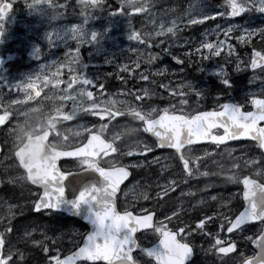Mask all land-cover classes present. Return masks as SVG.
Instances as JSON below:
<instances>
[{
	"label": "snow or ice",
	"instance_id": "6c2138e0",
	"mask_svg": "<svg viewBox=\"0 0 264 264\" xmlns=\"http://www.w3.org/2000/svg\"><path fill=\"white\" fill-rule=\"evenodd\" d=\"M102 0H91V6H98ZM13 0H0V21H3L6 13L9 12ZM122 6L135 9L137 12H142L148 0H144V4H137L136 0H120ZM228 4V10L226 15L228 17L239 15L245 11H251L255 9L258 12L264 13V0H226ZM25 4L29 11L40 10L38 5H47L49 0H25ZM55 7V5H52ZM119 12L120 9H116ZM219 15V14H213ZM208 15H198L188 18L184 21V25H193L202 23L204 20H208ZM82 25L72 24L68 28H64L59 31H47L40 39L46 40L48 47L53 46V40L63 42L68 39H75L77 48L69 49L64 53L65 61L56 62V67L53 69V62L49 61L48 64H40L39 70L21 76L19 80H15L14 83L6 81L2 74H0V80H4L3 87L9 90H19L23 93L21 100H11L5 103L0 108V125L9 120L10 114L13 112L12 105L19 106L24 101H32L40 95V91L37 89V85L43 82V85L47 87L52 84L54 87L59 84L60 81V69L67 66L68 72L71 73L68 81H65V88L61 91L64 96L62 101L72 99L76 104L74 108H70L68 111H62L63 103L59 107L53 108L51 111L53 115L44 114L37 121L35 127L32 126L31 113L38 111L37 108L28 109L24 115L23 121H17L14 128H8L9 134L13 137L12 150H14L15 161L18 162L19 168L23 169L19 177V181L27 180L32 185H39L42 192H39V199L33 201L35 209H57L64 206L65 209L71 212H79L92 226V230L84 236V243L77 248L76 252L71 256L59 259L58 255H52L48 257L47 264H73V261L77 257L83 258L82 264L85 262H94L103 260L106 264H141V261L133 255V249L139 248L136 240L133 238L137 228H146L150 226L153 213L141 208L140 213L133 215L132 212L123 211L117 212L112 207L113 197L115 195L118 184L125 177H128L129 165L116 166L113 164L110 168L100 167L99 164L93 163L89 165L100 176L99 184H91L81 187L78 194L72 199L64 198V185L60 181L64 180V177L68 175L67 172H60L57 168V159L64 156L79 157L82 162L87 163V160L96 157L100 158L102 153L107 156L110 152L116 153L119 156L133 155V152L137 151V148L142 150L141 154L147 153L151 155L154 149L169 148L174 150L173 155L178 157L182 168V180L187 181L194 176H208V172H200L197 167L198 157H194L191 153L195 150L197 141H210L212 144L219 145L224 141L231 140L236 137H248L258 142V147L264 150V127L257 126V120L264 121V99L250 98V103L253 105L254 111H240V105L223 103L218 105L219 111H195L194 113L188 112L187 114H175L176 110L172 106H167L163 109L156 107L148 108L146 111L143 107L144 102L150 100L151 97L156 95L155 89L158 87L161 89V96L164 92L169 93L170 96H180L179 103L185 105L188 103L185 98V92L180 89H186L187 93L194 94L196 97V103L199 102L202 96V91L193 86L189 81L182 83L172 84L168 78L171 74L168 73L167 68L160 67L159 69H151L153 77H164L159 82L155 78L149 77L147 74L149 69H140V66L133 62V67L138 69L137 73H132L131 69L126 68L123 63L118 65L119 68L124 69L129 75H134L136 81H144L145 87L137 89H128L127 95L134 98L132 102L120 101V107H116V104L111 99L97 103L93 101V92L88 91L80 85L89 86L96 85L98 89H104V84L97 77L94 81L89 78L84 71L80 70L86 65L79 63V53L77 49L81 44H97L98 35L97 32L92 31L90 36L81 31ZM176 25L173 23L167 28L157 29V34H163L164 32L172 33L176 36L174 29ZM218 29V31H217ZM214 33L216 36L223 34V39L207 41L202 39L201 42L195 48H190L188 52L184 53V56L188 57V62H192V58L189 53L200 55L202 49H208L207 53L203 54V58L207 59L209 56H216L221 53L223 48L229 55H235V49L232 44L228 43L229 34L233 31V26L229 24L226 28H221L219 25L214 27ZM4 32L3 24H0V33ZM242 34L236 36V40L240 43H248L253 37H258L264 40V26H260L255 29H241ZM77 37H80L77 39ZM130 40H140V35L136 31H132L129 35ZM185 43H188L186 40ZM157 47L161 48L162 53L171 56V59L176 61L177 64L183 61L176 55H172L170 47H162L158 42ZM99 51V49H97ZM130 51H137L136 49H130ZM40 48L37 50L33 48L32 55L38 56ZM157 54L149 52L147 63L152 64V61L156 59ZM257 61H264V52L252 50L251 61L246 64L245 67L257 68ZM111 62V58L104 60L105 64ZM236 67L234 70H239L241 61L239 59L235 62ZM260 64H264L261 62ZM49 68L51 71L45 73V69ZM177 70L174 69V74ZM182 71V69H179ZM216 74L220 78V82L225 86H230V81L227 78V74L224 70V65L221 64L215 70ZM111 75V73H108ZM117 79H123V77L117 76ZM71 81V83H69ZM98 82V83H97ZM72 84H76L77 88L73 90L71 96L68 95V90L72 88ZM151 87H148V85ZM264 84V81H262ZM79 92L80 102H76L75 93ZM138 102V103H137ZM78 112L90 113L95 117H99L102 121L104 117H108L111 121L114 117L127 114L133 120L140 122L145 133L151 134L155 139L151 143L149 142H137V148L129 150L127 153L121 152L119 147L114 145L113 140L101 139V136L97 134L98 131L107 127L106 124L101 123L99 126L92 124L90 127H84L80 125L81 132L87 133V140L80 144V146H74L71 150H63V147L58 149L53 144L56 137L63 136V132L57 127V124L62 119L67 121L72 119ZM58 114V118L56 116ZM226 117V119H225ZM43 121L42 123L40 121ZM213 129H222V134H214ZM128 131H135V129L129 128ZM43 143L38 153H33L28 150L29 144L35 136H39L43 133ZM50 134L52 138L49 139ZM79 135V133H77ZM93 137H99L103 141V147L100 149H93V155H88V145L90 139ZM113 139L119 140L117 135ZM67 140V138H65ZM61 143H64L62 141ZM79 143V142H78ZM231 151V149H229ZM208 156L206 151L203 153ZM261 157L264 158V152L261 153ZM37 160L39 163H37ZM150 163H159V157L152 156ZM247 164H253L252 159L246 161ZM163 167V166H162ZM235 168V164L232 165ZM195 170V171H194ZM230 181H235L237 177L230 175L227 177ZM15 182L13 178L9 179V183ZM244 185V210L239 212L235 216V219H229L228 216L223 213L213 212L214 216H217L221 222L227 221V232H232L233 229H239L241 225L246 221H259L261 226H264V184H257L254 180H250L248 176L243 177ZM176 181L168 179L164 184L156 185L158 191L155 192V197L165 196L167 192L176 187ZM209 186V185H206ZM53 193L55 195H53ZM155 197L145 194V199H154ZM210 199L216 200V196H211ZM199 203V201H197ZM225 206L227 201H224ZM220 207V205H217ZM225 211H228L225 207ZM181 212V209L177 208L172 212V217H177V213ZM166 217L165 219H170ZM3 219V217H0ZM178 219V217H177ZM211 222V217L202 216L195 221V227H190L189 224L180 222V226L175 230H168L163 226H157L155 231L159 234L158 244H154L150 248H140V252L149 258H153L157 264H185V262L191 257L193 246H190L188 242H184L183 237H187L191 232L200 231L204 235L211 238L212 243L208 248L204 249L205 252L216 254V260L221 261V264H226V260H221V257H226L228 253L233 252L235 247L234 242H231L229 238L225 237L223 240L219 238V232L212 234L205 231V223ZM11 231L10 228L5 227L0 231V264H26L25 253L21 252L15 247V244L8 243V252H3V247L6 244L5 234ZM178 234H181V238L177 239ZM21 241H28L33 245H38L41 242L31 239V234L24 232L20 237ZM259 249L255 257H248L242 259L238 264H264V231L260 232V235L253 241ZM48 248H44V252L47 253ZM215 264V262H214Z\"/></svg>",
	"mask_w": 264,
	"mask_h": 264
},
{
	"label": "rangeland",
	"instance_id": "374dc122",
	"mask_svg": "<svg viewBox=\"0 0 264 264\" xmlns=\"http://www.w3.org/2000/svg\"><path fill=\"white\" fill-rule=\"evenodd\" d=\"M141 0H136V3L139 4ZM28 2H31V0H28ZM50 0L49 4L47 5H38L37 7L40 9L38 11H29L27 7V13L29 14V18H32L33 20L31 21L32 23H29L28 20H25V23L22 22L23 18L26 19L28 17H23L20 18L17 16L16 13L14 12H8L5 15V18L3 21H0V24H3L4 26V32L0 33V43L2 40L4 42H11V41H17V46L19 47L21 42L24 41L26 45H29L31 47L32 44L34 43H39L42 44L45 43L47 45L46 40L40 39V37L47 31H59L64 28L70 27L72 24L66 23L65 18H62L65 16V13L63 11L60 14V17L56 16L58 14H55L50 17V20L46 18V11L50 9ZM25 16H26V12ZM129 18H128V26L126 28V34L128 37V40L126 42L124 41H118L116 39L110 40L108 43L105 44H100L99 42L95 45H93L91 51L88 52V55L90 57L95 58V57H101L103 58L102 60L98 61H93L92 59L86 64L85 69L83 70L85 74L93 79L94 81L96 80L97 77L100 78V81H102L104 84H106L104 89H98L96 85H89V86H84L80 85V87L86 88L88 91L93 92V101L100 103L106 100L111 99L112 101L115 102L116 107H120V101H126V102H132L134 98H131L127 95V91L130 88H115L114 90H108L107 88V83L110 80V76L114 75V78H117V76L122 77L120 74L115 75L113 74L112 69H117L118 72H121V68L118 67L120 63H123L127 61L126 68L131 69L132 73H137L138 69L133 67V62L138 64L140 66V69H143V64L144 60H138V56L140 53H145L144 48V43L139 42L138 40H130L129 35L132 31H138L136 28V24L134 21L132 22V18H135V15H137V11L135 9L129 8ZM54 14V13H50ZM17 27L20 29V32H17ZM83 32L84 27H82ZM82 32V33H83ZM91 34V33H90ZM89 34V36H90ZM78 38V37H77ZM80 38V37H79ZM75 39H68L63 42L53 40L55 48L59 46H66L69 43L73 42ZM233 37L229 34L228 37V43L229 41H232ZM76 41V40H75ZM74 44V42L72 43ZM199 42H191V43H179V44H173L175 47H186L188 50L190 48H195L197 47ZM232 44L233 48L235 49V55L232 59L231 62H229L227 65H224V70L227 74V78L230 80L237 79L235 77H231L230 75L233 76L234 73L236 74H245L247 78V84L249 87H246L245 90L243 91V95L245 96H251L252 94H259V93H264V84H262V81H264V65L256 68L255 71H253V68L245 67L246 64L250 63L251 61V53L252 49L247 50L245 44L242 45L241 48H237L236 43H230ZM83 45V44H81ZM162 45V44H161ZM48 46V45H47ZM150 49L154 46L152 44H148ZM143 47V48H142ZM54 48V47H52ZM77 47H75L76 49ZM50 49V48H48ZM46 49V50H48ZM99 49V51H97ZM130 49H136L137 51L133 52L130 51ZM261 49V52H264V47L258 48ZM207 51H209L207 49ZM224 51V49H221V52ZM45 52V51H44ZM43 52V54H44ZM154 53L153 51H151ZM149 53V52H148ZM207 53V52H205ZM224 53H227L224 51ZM41 54V56H43ZM135 55L134 58H132V55ZM156 59L160 58V55L156 53ZM190 54V53H189ZM204 54V53H203ZM203 54H200V56H203ZM48 55V54H47ZM46 55V56H47ZM128 55V58H127ZM111 58V62L108 64L104 63V60L106 58ZM145 57V54H144ZM134 59V60H132ZM239 59L241 61L239 70H234L236 67V60ZM55 60L54 57H49L46 59H43L42 61L34 64L29 70L23 72V73H18L16 75H3L4 79L6 81L14 83L15 80H19L24 75H27L29 73L35 72L39 70V65L40 64H48L44 62H53ZM129 60V61H128ZM147 63V62H146ZM152 64L153 61H152ZM148 65L149 68H152L153 65ZM209 65H200L198 63L191 62L189 63V67L186 69H182V71H179L181 68H175L172 66L171 70H169V66H165L167 68V71L169 74H171L168 78L172 82L173 85L176 83H182L184 81H189L193 84V86L197 89L203 90L207 88V79L213 75L217 80L220 81L219 76L216 74L215 70L221 65L222 63H216V58L215 56H209L207 58V63ZM163 67V66H161ZM192 68V70H191ZM49 68L45 69V73H49ZM156 69H159L156 66ZM176 69L177 71L173 73V70ZM190 70V72L187 74V72ZM253 71V72H251ZM104 72L105 75H102ZM251 72V74H250ZM108 73H111V75H108ZM198 75L196 77V74ZM151 78L152 72L147 73ZM128 78H133L135 79L134 75H129L125 78L124 80H127ZM69 76L66 75H60V81L57 86H53L52 84H49L47 87L43 85V82L39 83L37 85V89L40 91V95L37 96L34 100L32 101H24L21 103L19 106L15 105L14 109L17 110V114L14 115L13 113L10 114L9 120L5 121L3 125H5L4 128V135H5V141H7V145L9 143L13 142V137L9 134L8 128H14L16 126V122L23 121L25 119L24 115L22 113H25L28 109L31 108H37L39 107V104L37 103V100H39L42 96H49V97H54L56 99L58 106H60L61 103H63V109L62 111H68L70 108H74L76 104L73 102L72 99H68L66 101H62L61 98L64 96V93L61 91L62 89L65 88V81H68ZM123 79H118L119 81ZM161 79H164L162 76ZM123 80V81H124ZM3 82L4 80H0V108L3 107L5 103H8L6 101L5 97L6 95H9L11 100H21L23 93H20L19 90H9L6 87H3ZM159 82V81H158ZM71 83V81H69ZM98 83V82H97ZM222 84V83H221ZM234 84H236L234 82ZM232 85L230 81V86ZM113 86V85H111ZM226 86V87H230ZM77 88L76 84H72V88L68 90V95L71 96L73 93V90ZM180 91L185 92V98L189 95L192 97H195L194 94L187 93L186 89H180ZM76 97V102H80V94L77 91L75 93ZM178 99H180L179 95H176ZM180 101V100H179ZM188 103L187 105H190L189 100L187 99ZM138 103V102H137ZM186 105V104H185ZM185 105H181L178 103V107H185ZM199 104L195 102V100L192 102V108L198 107ZM55 107V108H57ZM145 111L148 108L151 107H156L158 109V105H151L147 104V102H144L143 105ZM35 113H31V118L34 116ZM46 114V113H45ZM90 115V113H88ZM53 115V114H52ZM58 118V114H56ZM12 117L14 119H12ZM87 113L86 112H78L72 119L63 121L62 119L60 120V124L62 125L59 129L63 132V136L61 137H56L53 141L54 144L58 145H63L67 146L69 144H73L74 141L78 138H80L85 132H81L80 130V125H83L84 127H90L92 124H95L99 126V123H93V121L87 119ZM38 120L40 118H37ZM83 119V120H79ZM85 119V120H84ZM75 120H79L77 123H74ZM42 123V120L40 121ZM107 127L104 128V131L109 133L112 138L115 136H119V140L113 139V142L115 141L116 143L122 142L124 143L123 148L120 150L121 152L127 153L129 150L133 148H137V142H149L151 141L146 137V133L143 131L142 127H140V122L137 120H133L130 116L127 114H123L120 116L114 117L110 122L105 123ZM135 129V131H128V129ZM79 133V135H77ZM54 135V134H53ZM67 138V140H65ZM64 141V143H61ZM114 142V143H115ZM237 150H242L243 152L241 153H236ZM237 150H231L229 151L230 153L224 152L221 156H219L218 160H221V165L218 163V160H214L213 162H210L209 165H214L212 167L208 166V162L206 161L208 156H205L203 153L206 151L209 153V155L216 154L218 155V151H210L209 149H202V150H194L191 155L194 157H198L197 159V167H200L201 172H208V176H200L203 179V186L201 187V183H198L197 188L198 190L195 191L197 193H200L197 195L191 202L189 201H178L175 197L167 198L168 200L163 201V205L166 206L168 204H172L171 206H168L167 208L163 209L161 216L159 218L160 222H164L166 217H171L170 220L174 219L175 217H172L171 214L172 212L176 211L177 208L181 209V212L177 213L178 215H182L184 217V224H189L190 227H195V221L199 218H202V216H209L211 217V222L205 223V231L216 234L219 232V238L223 240L225 237L221 235V233L224 232V227H226L227 221L221 222L217 216L214 215H197L195 212L197 211H202L204 208H211L212 212H217V213H223L224 215L228 216L229 219L232 218V216L238 211L239 209V199L237 198V195L239 194V189L237 186V182L234 181L235 185L233 186V181H230L227 179L228 176L230 175H235L238 176L237 173L240 175L243 174L245 171H251L252 173H255L256 175H262L264 177V164L262 163L264 160L260 155H253L248 149L246 148H239ZM140 149L137 148V151L133 152V155L128 156H119L116 153H109L108 157L115 156V158H118L120 161L125 162L126 165L129 166H136L137 168L144 167H156L158 170V178L150 181L147 186H145L142 183H139L138 181H133L130 184V187L126 189L125 193L122 196V202L120 203V206L122 209H127V208H132L136 204L133 202L134 200H139L142 203H147L146 206H141V208L146 209L148 208L149 205L157 203V199L164 198L168 196L169 194H172L175 191V187L167 192L165 196H160V197H155V192L158 191V188L156 185L164 184L166 180L165 178V170L169 169L170 166L168 164V161H172V157L168 154L164 153H155V149L151 153V155L144 153L141 154ZM152 156L159 157V163H150ZM114 158V157H113ZM146 158H149L148 162H145ZM108 159V158H107ZM248 159H252L254 161L253 164H247L246 161ZM204 160V161H202ZM14 155L13 152H11L10 149H8L4 154L0 156V182H3L4 185L7 186H12L8 189H14L12 195H17L18 199H16L18 203H22V207L26 208L27 207V202L31 203L32 200L30 198H27V201L23 200V183L24 181H19V177L22 173V171L19 170L18 168V163H14ZM218 163V164H217ZM235 164V168L232 167V165ZM220 165V167H219ZM163 166V167H162ZM203 168H207L208 171L204 170ZM232 170H235L234 172ZM13 178L15 182L9 183V179ZM174 181H176L174 178H169ZM177 183V181H176ZM185 185V184H183ZM209 185V186H206ZM233 187V189H232ZM155 188V190H153ZM145 194H148L150 196L155 197L154 199H145L144 196ZM216 196V200L210 199L211 196ZM11 198V197H10ZM15 200V197H12ZM175 198V199H173ZM25 201V202H24ZM149 201V202H148ZM199 201V203H197ZM224 201H227V205L225 206ZM24 202V203H23ZM141 203V204H142ZM217 205H220V207H217ZM225 207H227L228 211H225ZM11 208V204H3L0 207V217H3V219H0L1 224H5L6 221H4L6 218L10 217L12 212L9 209ZM16 208V205L12 208L14 210ZM213 218H216L212 220ZM176 221V220H174ZM167 223V222H166ZM262 226L260 223L252 225V227H246L242 229L241 231L237 232L236 234L232 235L233 239L238 241L239 243V251L237 254L230 256L228 258H224L221 260H226V264H238V259L240 257L244 258L245 256L248 255V253L251 250L250 243L254 236L261 231ZM31 229H23V231H30ZM227 236V235H225ZM202 237H205L208 242H204L202 240ZM186 239H191L192 241L196 242L199 244L200 247H209V245L212 243V240L209 236L204 235L200 231L196 232H191ZM231 241V240H230ZM39 246V245H38ZM205 254H213L205 252ZM206 255V256H207ZM222 258V257H221ZM214 260H216V255L214 256ZM221 262V261H220Z\"/></svg>",
	"mask_w": 264,
	"mask_h": 264
},
{
	"label": "flooded vegetation",
	"instance_id": "af4514ba",
	"mask_svg": "<svg viewBox=\"0 0 264 264\" xmlns=\"http://www.w3.org/2000/svg\"><path fill=\"white\" fill-rule=\"evenodd\" d=\"M4 2H7L4 0ZM50 9L46 11V18L50 20V17L58 14L57 16H60L59 13H61L63 10V13H65V16L62 18H65L66 23L70 24H76V25H82L84 27V31L89 35L92 31L97 32L98 35V42L100 44L108 43L112 39H116L118 41H124L126 42L128 40L127 34H126V28L128 26V18H129V7L122 6L120 3V0H102V2L96 6H91V0H50ZM139 4H144V0H141ZM52 5H55L53 7ZM116 9H120L119 12H116ZM228 10V4L226 3V0H148V3L145 5L144 10L142 12H137V15H135V18H132V22L136 24V28L138 31H136L140 35V40H138L141 43H144L145 53H141L142 55L139 57L138 60L143 59V69H149V73H151V69H156V66L160 68L161 66H169V70H171L172 66L175 68H181L186 69L187 68V57L184 56L185 52H188V48H177L173 46V44H179V43H185L187 40L188 43L191 42H201L202 39H206L207 41H213V40H219L223 39V34H221L219 37L215 35L214 33V27L216 25H219L221 28H226L229 24L233 26V31L230 33V35L233 37L232 41H229V43H240L236 40V36H240L242 34L241 29H255L260 26H264V13L258 12L255 9L251 11H245L240 13L239 15L228 17L226 15ZM10 12L16 11V5L12 4L11 8L9 10ZM54 13V14H50ZM213 14H219V15H213ZM198 15H208L210 18L208 20H204L202 23L193 24V25H184V21L188 18H191L193 16ZM56 16V17H57ZM61 17V16H60ZM24 21V20H22ZM25 22V21H24ZM31 23L30 21H28ZM176 25V28L174 31H176V36L174 37L172 33L164 32L162 35L157 34V29L167 28L171 26L172 24ZM83 32V30H81ZM218 31V29H217ZM2 39V37H0ZM79 39V37L77 38ZM258 37H253L251 41L248 43L256 42L258 41ZM74 42V44H72ZM73 42L69 43L66 46H59L57 49H55V46L48 47L45 43L42 42L40 53L37 59H32L29 56V51L32 47H29V45H26L24 41L21 42L20 46H17V41H11V42H4V40L0 43V74L2 75H16L18 73H23L27 70H29L34 64L42 61L43 59L54 57L55 60L53 61L52 68L54 69L56 67V62H63L65 61L64 53L67 52L69 49H75L77 47L76 41L73 40ZM162 44V47H170V51L172 55L178 56L183 62L180 64H177L176 61L171 59V56L168 54H164L161 51V48L157 47V43ZM55 42H53L54 45ZM148 44L154 45L151 49L148 46ZM93 45L92 44H83L80 45L77 49L79 53V63H82L83 65H86L92 57L88 55V52L91 51ZM50 48V49H48ZM48 49V50H46ZM56 51H55V50ZM45 51V52H44ZM153 51L154 53H158L160 55L159 59L153 60L152 68H149L147 65L148 60V52ZM44 52V54H43ZM50 53V54H48ZM178 53L180 55H178ZM43 54V56H41ZM48 54V55H47ZM145 54V57H144ZM47 55V56H46ZM134 54L132 55V58H134ZM223 56V52L217 56L216 63L218 64L219 58ZM128 58V55H127ZM103 58L95 57L92 60L98 61L102 60ZM134 60V59H132ZM129 61V60H128ZM48 63V62H44ZM220 63L224 64L223 61H220ZM128 63L127 61L124 62V65L126 66ZM176 65H180V67H176ZM209 65V64H207ZM49 72L51 69H48ZM80 70H86L85 67ZM253 71L256 70L252 69ZM113 74L118 75L120 74L123 78L128 76V73L121 69V72H118L117 69H112ZM251 71V72H253ZM190 72V70L187 72V74ZM250 72V74H251ZM59 75H66L70 76L71 73L68 72L67 66L60 69ZM102 75H105L104 72ZM129 79V78H128ZM128 79L127 80H121L119 81L117 78H114V75L110 76V80L107 83L108 90H112V87L115 88H128ZM104 84V83H103ZM113 85V86H111ZM106 84H104L105 88ZM246 87H249V85H241L236 88L235 85H231L229 87V91H232V96H230L229 101H235L243 106L244 110H251L253 108V105L250 103V98H264V93L259 94H252L251 96H245L243 95V91ZM114 90V89H113ZM161 89L156 93L155 100L158 103L163 104H169L171 103V97L169 93L164 92L163 96H161ZM204 97L207 101L212 100L214 98L220 99L219 101H224L226 94H224V85L223 84H209L208 88L204 90ZM147 104H150L149 100L145 101ZM81 120V119H79ZM79 120H75L74 123H77ZM85 120V119H84ZM217 133H221L220 130H216ZM209 147H215L213 145H210ZM239 148H246L248 151L253 153V155H260L262 153V150L258 147V143L250 140H240V141H234L230 142L229 144L225 146H217V148L209 149L210 151L217 150L218 155L212 154L208 155L206 161L208 162V166L210 162H213L214 160H218L219 156H221L224 152L230 153L229 149L231 150H237ZM242 150H237L236 153H241ZM155 153H164V154H170L166 150L161 149H155ZM171 155V154H170ZM114 157V158H113ZM111 159V157L108 158V160ZM149 158H146L145 162H148ZM264 160V158H263ZM112 164L105 165V166H113V164L118 165L119 159L115 158V156H112ZM125 161V160H124ZM204 161V160H202ZM91 160L88 159L87 163L82 162L81 159H77L76 161H62L61 164L63 168L67 171L71 170H80L83 168H86L90 165ZM221 160H218V163L221 165ZM122 163L125 165V162L122 161ZM217 163V164H218ZM264 164V161L262 162ZM107 164V163H106ZM168 164L170 166L169 169L165 170V178H174L177 181V186L175 187V191L172 194H169L165 198H169L170 196L175 197L174 195H179L182 190H179V188L185 184L188 187L195 186L192 189V193L197 191V185L198 183H201L203 186V179L200 176H194L189 178L187 181L182 180V168L183 165L180 163L178 157L172 156V161H168ZM219 165V167H220ZM214 165H211L212 167ZM133 172L132 180H130L125 186H123L120 194L118 195V202H122V196L130 187V184L133 181H138L139 183L144 184L145 186L150 183V181L158 178V170L156 167H148L146 164L144 167L137 168L136 166H129ZM200 168V167H198ZM204 170L208 171L207 168H203ZM201 169H199L200 171ZM195 171V170H194ZM233 172L235 170H232ZM201 172V171H200ZM239 176H236L237 179L235 182H237V186L239 189V194L237 195V198L240 201V195L242 194V186H241V179L240 174L237 173ZM245 175L253 176L260 181L264 182V177L262 175H256L255 173H252L251 171H246ZM235 185L233 181V186ZM31 191V188L28 187ZM233 189V187H232ZM154 190V188H153ZM191 190L188 191L189 197ZM196 197V196H195ZM175 199V198H173ZM136 205L132 208H127L124 210L132 209L136 213H140L141 206H146L147 203H142L139 200L133 201ZM149 202V201H148ZM142 203V204H141ZM239 203V202H238ZM153 204L149 205L148 208H146V211H149V209L152 207ZM209 211L212 213V209L209 208ZM213 215V214H212ZM223 236V233H221ZM230 239V238H229ZM202 240L204 242H208V240L205 237H202ZM215 264H221L219 262L214 261ZM214 262L212 264H214ZM200 263H206L204 261Z\"/></svg>",
	"mask_w": 264,
	"mask_h": 264
},
{
	"label": "trees",
	"instance_id": "16d2710c",
	"mask_svg": "<svg viewBox=\"0 0 264 264\" xmlns=\"http://www.w3.org/2000/svg\"><path fill=\"white\" fill-rule=\"evenodd\" d=\"M248 46L251 49L264 47V40L258 39V41L252 42ZM190 54L192 57H196L195 54ZM231 56L229 54L225 55L224 60L226 63H229ZM239 75L233 74L237 78L233 79V82L236 84L245 82L242 75ZM212 82L216 83L214 80ZM31 189L33 191L32 187ZM12 193L13 190L8 192L2 191L0 194V205L10 203L11 208L9 209L12 212L11 216L4 220L6 221V227L11 229V231L5 234L7 251L8 243H12L15 244L17 249L25 253L24 259L26 264H47L49 256L67 253L79 244L86 230V226L83 223L77 222L79 223L80 230L75 233L71 228L73 222L69 217H65L60 213L35 214L31 203L27 202V207H22V203L16 202V199H18L17 195L14 196ZM12 197H15V200ZM23 200L27 201V198H23ZM15 205L16 208L12 210ZM1 227L2 229L5 228ZM23 229H31L28 233L31 234V239L41 242L38 244L39 246L20 240V237L26 232ZM45 247L48 248L47 253L44 252ZM136 257L141 259L139 254Z\"/></svg>",
	"mask_w": 264,
	"mask_h": 264
},
{
	"label": "water",
	"instance_id": "95a60500",
	"mask_svg": "<svg viewBox=\"0 0 264 264\" xmlns=\"http://www.w3.org/2000/svg\"><path fill=\"white\" fill-rule=\"evenodd\" d=\"M261 62H263V61H257V63L258 64H260ZM257 64V65H258ZM230 104H233V103H230ZM255 109H253L252 111H254ZM219 111V110H218ZM240 111L241 112H243L242 110H241V108H240ZM105 118H107V117H104V119ZM225 119H226V117H225ZM261 122H263L264 123V121H261V120H257V126L258 127H260L258 124L259 123H261ZM261 127H264V125L263 126H261ZM44 135H47V133L45 132V133H43V134H41V135H39V136H35L34 138H33V140H32V143L31 144H29V146H28V150L30 151V152H33V153H38L39 151H40V149H41V145H42V143H43V138H44ZM101 139H103L102 137H101ZM99 137H93V138H91L90 139V142H89V145H88V152H87V154L88 155H93L94 153H93V149H100V148H102L104 145H103V141L101 140ZM238 139H251V140H253L250 136H248V137H236V138H233V139H231V140H238ZM227 141H230V140H227ZM227 141H224V142H222V143H225V142H227ZM255 141V140H254ZM205 142H210V141H197L196 142V144L197 143H205ZM58 149V148H57ZM72 149V148H71ZM71 149H66V150H71ZM169 149V148H168ZM264 151V150H263ZM2 152V145H1V142H0V153ZM71 158H77V157H75V156H64V157H59L58 159H57V168H58V170L60 171V172H65V171H63L62 169H61V167H60V160H62V159H71ZM93 158H96V157H93ZM37 163H39V161L37 160ZM94 163H96V164H98L97 163V161H95ZM100 166V165H99ZM100 167H102V166H100ZM128 170V169H127ZM128 172H129V175H128V177H125L123 180H121L120 181V183L118 184V186H117V189H116V192H115V195H114V197H113V203H112V207H114L115 208V210L117 211V212H119L118 211V208H117V204H116V195H117V193L119 192V190H120V188H121V186L123 185V183L131 176V172L128 170ZM68 173V175H66L65 177H64V180L63 181H60V183H62L63 185H64V188H65V191H64V198L65 199H72L76 194H78V192H79V190H80V188L81 187H84V186H87V185H91V184H99V182H100V176H99V174L97 173V172H95L92 168H86V169H82V170H80V171H70V172H67ZM249 179L250 180H254L257 184H262V183H260L258 180H256V179H253V178H251V177H249ZM242 184H243V180H242ZM35 186H37V187H39L40 188V186L39 185H35ZM41 189V188H40ZM43 191V189H41V192ZM243 191H244V185H243ZM53 195H55L54 193H53ZM40 198V197H39ZM38 198V199H39ZM243 201H244V196H243ZM244 207H245V203H244ZM244 207L242 208V210L241 211H243L244 210ZM44 210H53V211H56V212H63V213H66V214H68V215H71V216H73V217H76V218H79V219H81L82 221H84V222H86L87 224H88V226H89V228H90V231L92 230V226L89 224V222L84 218V216L82 215V214H80L79 212H71V211H68L67 209H65L64 208V206H61L60 208H57V209H44V208H42V209H39V210H36L35 209V206H34V211L35 212H40V211H44ZM240 211V212H241ZM131 212V211H130ZM132 214L133 215H136V214H134L133 212H132ZM239 214V213H238ZM235 219V218H234ZM233 219V220H234ZM251 222H257L256 220H253V221H246L245 222V224H243V225H241L240 227H242V226H244V225H246V224H248V223H251ZM153 223H154V213H153V216H152V220H151V222H150V226L149 227H146V228H137V230L134 232V233H132V236H133V238L136 240V243L139 245V248H137V249H133V253L135 252V251H140L139 249L140 248H150V247H152L154 244H158V241L156 242V243H154L153 245H151V246H148V247H143V246H141L140 244H139V242H138V239H137V237H136V235H137V233L138 232H140V231H142V230H145V229H149V228H152L153 227ZM234 230H237V229H233L232 231H234ZM0 231H1V229H0ZM263 231H264V229H263ZM228 233H230V232H228ZM88 234V233H87ZM259 236V235H258ZM257 236V237H258ZM256 237V238H257ZM255 238V239H256ZM177 239H178V237H177ZM254 239V240H255ZM253 240V241H254ZM84 243V240L82 241V244ZM81 244V245H82ZM234 244H235V247H234V249H233V252H235L236 250H237V245H236V243L234 242ZM80 245V246H81ZM252 246L254 247V249H256V253H255V255H253V256H251V257H255L256 256V254H257V252H258V248H257V245L256 244H254L253 242H252ZM3 249H4V247H3ZM77 250V249H76ZM76 250L75 251H73V252H71L70 254H68V255H66V256H64L63 258H65V257H68V256H71L73 253H75L76 252ZM233 252H231V253H233ZM228 254H230V253H228ZM146 256V255H145ZM193 256H194V252L192 251V255H191V257L185 262V264L187 263V262H189L190 260H192V258H193ZM63 258H61V259H63ZM149 258V257H148ZM149 259H152V260H154L153 258H149ZM78 261H83V258H81V257H77L74 261H73V264H77V262ZM155 261V260H154ZM98 262H103V263H105L106 264V262L105 261H103V260H99V261H94V262H89V263H98ZM155 263L157 264V262L155 261Z\"/></svg>",
	"mask_w": 264,
	"mask_h": 264
},
{
	"label": "bare ground",
	"instance_id": "6f19581e",
	"mask_svg": "<svg viewBox=\"0 0 264 264\" xmlns=\"http://www.w3.org/2000/svg\"><path fill=\"white\" fill-rule=\"evenodd\" d=\"M171 197H173V196H170L169 198H171ZM168 199H166V201H167ZM168 206H171L172 207V204H168V205H166L165 207H168Z\"/></svg>",
	"mask_w": 264,
	"mask_h": 264
}]
</instances>
